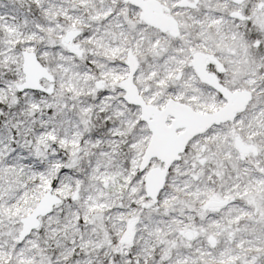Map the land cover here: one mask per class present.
<instances>
[{"label": "snow or ice", "instance_id": "snow-or-ice-1", "mask_svg": "<svg viewBox=\"0 0 264 264\" xmlns=\"http://www.w3.org/2000/svg\"><path fill=\"white\" fill-rule=\"evenodd\" d=\"M0 264H264V0H0Z\"/></svg>", "mask_w": 264, "mask_h": 264}]
</instances>
